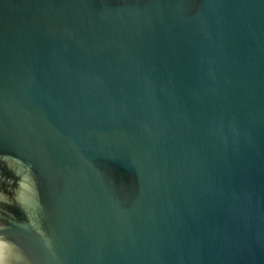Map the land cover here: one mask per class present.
Listing matches in <instances>:
<instances>
[{"label": "water", "instance_id": "1", "mask_svg": "<svg viewBox=\"0 0 264 264\" xmlns=\"http://www.w3.org/2000/svg\"><path fill=\"white\" fill-rule=\"evenodd\" d=\"M0 264H264V0H0Z\"/></svg>", "mask_w": 264, "mask_h": 264}]
</instances>
